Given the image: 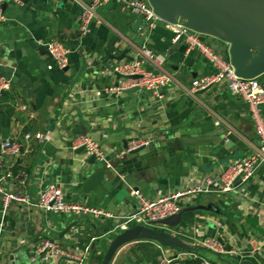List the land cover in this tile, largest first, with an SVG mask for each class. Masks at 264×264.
<instances>
[{"label":"crops","instance_id":"obj_1","mask_svg":"<svg viewBox=\"0 0 264 264\" xmlns=\"http://www.w3.org/2000/svg\"><path fill=\"white\" fill-rule=\"evenodd\" d=\"M87 1L4 3L7 19L0 22V75L8 76L12 87L0 96V144L18 137L23 151L2 159L3 185L34 197L56 182L66 201L116 215L134 211V190L155 198L207 178L214 179V189L219 188L227 163L259 150L247 103L223 83L192 93V80L213 72L212 63L198 49L177 44L174 32L164 23L148 30L144 21L143 32L135 33L132 27L141 15L116 0L99 5L97 20L80 35L73 26L83 12L82 2ZM55 39L70 48L67 69L39 50L43 42ZM205 41L221 55H228L227 42L213 36H206ZM144 45L167 58L161 67L145 62L148 69L172 74L162 96L147 91L108 93L106 89L119 78L112 69L118 61L111 56L127 51L135 58ZM5 66L12 72H6ZM23 103L29 110L21 107ZM28 130L43 136L27 140L23 134ZM78 135L99 142L110 166L106 161L91 165V154L73 150L70 143ZM196 136L210 137V141L196 143ZM135 138L150 140L147 146L152 151L136 158L123 154ZM182 140L194 143L183 144ZM100 166L106 168L103 180L85 192V179ZM220 200L227 205L226 215L200 209L186 212L173 227L177 235L215 264L244 260L264 264V165L233 190L201 194L186 206ZM0 216V264H101L123 222L118 217L83 212H48L20 202H12ZM206 237L236 253L203 246ZM46 238L55 240L65 253H40L38 247ZM180 251L154 240H136L121 246L110 264H161L163 258H173ZM184 262L188 259L173 264Z\"/></svg>","mask_w":264,"mask_h":264},{"label":"built area","instance_id":"obj_2","mask_svg":"<svg viewBox=\"0 0 264 264\" xmlns=\"http://www.w3.org/2000/svg\"><path fill=\"white\" fill-rule=\"evenodd\" d=\"M6 1L0 0V22L7 19L4 10V3ZM108 1L89 0L82 2L83 12L79 20L81 22V28L84 31L87 30L89 20L96 15L97 7ZM116 1L123 4L125 8L138 12L145 21L148 30L155 28L158 23H164L166 27L174 32V39L176 41L184 43L187 50L198 49L212 63L214 67L213 72L195 77L192 80L190 91L196 93L212 87L215 84L223 83L233 95L242 98L248 105L249 114L259 143V150L235 158L227 163L220 174V187L217 189L213 187L214 179L207 178L204 183L196 184L182 190H176L155 198H148L140 190H134L133 194L137 199L136 208L134 211L124 215H116L102 208H93L78 202H68L65 199L63 188L56 182L49 183L33 197L28 193H18L8 190L0 180L2 209L7 208L12 202H20L42 208L48 212H83L97 217H118L123 219V222L120 224L121 230L126 229L128 226L142 224L159 230H166L177 235L173 227L162 224L160 221L174 215L201 194L213 192H221L224 194L233 190L236 186L234 182L238 176L241 177V182H245L254 174L260 165H264V84L261 82L260 77H244L239 75L231 63L229 55L223 56L216 49L208 45L201 38L202 34L190 28L186 24L185 19L178 17L175 22L163 20L148 0ZM43 44L48 47L52 57L61 68L68 66L71 51L66 43L62 40L55 39L43 42ZM166 59L164 54L156 52L146 45L142 46L138 55L133 60L123 59L114 64L113 71L123 77L118 78L117 82L109 86L106 91L111 94H119L132 87H139L161 97L162 89L172 81L173 76L165 70L148 69L145 67V62L148 60L161 67ZM11 87L12 80L6 75H0V96L10 90ZM21 107L24 110H29L27 103L21 104ZM30 115L32 116V114ZM23 136L27 140L33 137L41 139L43 134L28 130L24 132ZM149 143L150 140L148 139L135 138L129 142L128 147L122 153H128L140 146H147ZM70 147L73 150L84 147V150L91 155L94 154L98 161H106V154L100 143L90 136H76L72 139ZM22 151L23 143L18 137L3 140L0 164L3 158L20 156ZM122 153L121 156L123 155ZM106 165L110 166V163L106 161ZM22 177L25 178L26 174H22ZM2 226L3 220L0 216V228ZM201 244L219 253H236L235 250H227L223 243L221 244L217 239L212 237L204 238ZM38 250L40 253H65V250L55 240L50 238L44 239L38 247ZM196 250L195 248L192 251H180L173 258H163L161 264H173L175 260L182 258L185 260L188 259V262H184L183 264H215L210 259L198 254Z\"/></svg>","mask_w":264,"mask_h":264},{"label":"water","instance_id":"obj_3","mask_svg":"<svg viewBox=\"0 0 264 264\" xmlns=\"http://www.w3.org/2000/svg\"><path fill=\"white\" fill-rule=\"evenodd\" d=\"M154 7L156 13L165 21L175 22L178 17L185 19L186 24L195 31L202 34L201 38L206 40V36H213L229 44L228 55L231 63L234 65L236 72L244 77H260L264 84V0H148ZM97 18L92 17L87 25L95 22ZM144 22L139 17L132 30L135 33H142L141 25ZM79 30L81 35L84 30L81 28V22L78 20L74 26ZM181 42L178 41L177 44ZM41 54L52 56L45 44L40 46ZM114 60H123L128 58L133 60L134 56H128L127 51L123 54L111 56ZM67 69V68H65ZM6 72H12L10 66H5ZM120 77H123L119 75ZM142 91L139 87H132L125 92ZM197 142L208 143L210 137H194ZM169 143L174 145L175 140L170 139ZM183 144L194 143L181 141ZM126 146L125 148H127ZM2 144H0V153ZM81 147L78 151H83ZM152 149L148 146H140L129 151V158L143 156ZM98 160L94 154L91 155L89 163L97 164ZM106 168L98 167L90 174L83 183L85 192H90L104 178ZM235 185L241 183V177L235 180ZM138 189V188H136ZM225 208L227 205L223 200L219 203L209 202L207 204H195L181 208L174 215L162 219L160 223L171 227L178 226L183 219V214L194 210H205L221 215H226ZM136 240H154L162 246L192 251L197 249L185 242L181 237L166 231L159 230L142 224L128 226L113 236L104 254L101 264H110L118 249L126 243ZM240 264H255L252 260H244Z\"/></svg>","mask_w":264,"mask_h":264},{"label":"rangeland","instance_id":"obj_4","mask_svg":"<svg viewBox=\"0 0 264 264\" xmlns=\"http://www.w3.org/2000/svg\"><path fill=\"white\" fill-rule=\"evenodd\" d=\"M210 36H207V38H209ZM223 41V40H222ZM225 42V41H224ZM221 215V214H220ZM207 258V257H206Z\"/></svg>","mask_w":264,"mask_h":264},{"label":"trees","instance_id":"obj_5","mask_svg":"<svg viewBox=\"0 0 264 264\" xmlns=\"http://www.w3.org/2000/svg\"><path fill=\"white\" fill-rule=\"evenodd\" d=\"M226 56H228V55H226Z\"/></svg>","mask_w":264,"mask_h":264}]
</instances>
